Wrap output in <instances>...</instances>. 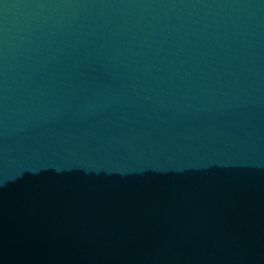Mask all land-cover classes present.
Masks as SVG:
<instances>
[{"label":"water","instance_id":"1","mask_svg":"<svg viewBox=\"0 0 264 264\" xmlns=\"http://www.w3.org/2000/svg\"><path fill=\"white\" fill-rule=\"evenodd\" d=\"M0 264H264V0H0Z\"/></svg>","mask_w":264,"mask_h":264}]
</instances>
